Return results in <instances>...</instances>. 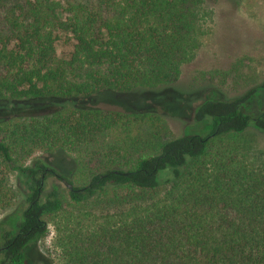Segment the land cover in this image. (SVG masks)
<instances>
[{"label": "trees", "instance_id": "1", "mask_svg": "<svg viewBox=\"0 0 264 264\" xmlns=\"http://www.w3.org/2000/svg\"><path fill=\"white\" fill-rule=\"evenodd\" d=\"M207 4L0 0V211L18 197L10 174L26 185L18 218L0 219V264H32L48 218L69 211L59 264H264V152L255 165L225 142L264 134V115L245 112L251 92L176 86ZM36 103L56 108H20ZM167 117L194 125L166 133ZM145 125L164 133L145 138ZM59 151L74 155L72 178L36 157ZM52 178L71 184L66 195L47 190ZM69 204L102 208L85 220Z\"/></svg>", "mask_w": 264, "mask_h": 264}, {"label": "rangeland", "instance_id": "2", "mask_svg": "<svg viewBox=\"0 0 264 264\" xmlns=\"http://www.w3.org/2000/svg\"><path fill=\"white\" fill-rule=\"evenodd\" d=\"M207 3L210 15L204 23L202 42L194 58L183 64L177 88L187 90L199 87L198 90L202 95L211 91H219L226 98H238L251 92L244 105L245 112L252 116L264 115V0H207ZM71 48V45L63 39L58 44V53L66 54ZM102 97L104 100L99 104L101 107L119 109L118 106L109 103L112 102L110 95H102ZM20 108L28 113L31 111L47 113L53 111L56 106L36 103L30 107ZM167 121L166 133L171 131L175 135L182 134L189 129L188 126L194 125L192 118L185 122L167 117ZM140 130L145 138L146 135L155 134L157 130L164 133V130L150 129L148 125L140 126ZM133 134H137V130ZM235 141L236 147L241 148L239 152L244 160L255 165L260 163L259 160L264 152L263 133L249 129L238 139L225 140L230 145ZM146 145L143 146L146 148ZM36 157L49 163L58 162L64 168L65 175L72 178L71 173L76 166L73 154L65 151L38 152ZM32 159L28 163H31ZM10 182L18 193V197L13 207L0 211V219L5 216L18 218L19 205H24L22 191H25L26 185L23 184L16 172L10 174ZM54 184L66 195L68 185L60 179H49L47 190ZM73 206L74 204H69L66 208L75 213V216L78 214L84 218L90 211H98L102 208L98 206L93 207L92 210H90L91 207L74 209ZM80 211L86 213L80 214L78 213ZM69 215L70 211L48 218V232L38 241L37 248L30 254L32 264L60 263L61 248L59 243L60 238L66 233L65 224ZM88 218L86 217L85 220ZM70 219H72L71 216Z\"/></svg>", "mask_w": 264, "mask_h": 264}, {"label": "water", "instance_id": "3", "mask_svg": "<svg viewBox=\"0 0 264 264\" xmlns=\"http://www.w3.org/2000/svg\"><path fill=\"white\" fill-rule=\"evenodd\" d=\"M64 183H65L66 185H68V187H71V184L68 183L66 180L64 181Z\"/></svg>", "mask_w": 264, "mask_h": 264}]
</instances>
